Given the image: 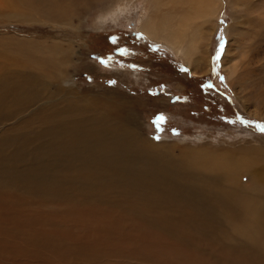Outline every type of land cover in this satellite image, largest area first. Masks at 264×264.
<instances>
[{
    "label": "bare ground",
    "instance_id": "1",
    "mask_svg": "<svg viewBox=\"0 0 264 264\" xmlns=\"http://www.w3.org/2000/svg\"><path fill=\"white\" fill-rule=\"evenodd\" d=\"M48 1L27 0L30 8L12 0L0 1V11L18 21L66 23L74 11L68 15L72 0ZM82 1L85 8L107 5L98 17L103 19L126 8L131 0ZM147 3L149 10L140 14L139 29L173 50L195 73L207 66L211 36L222 29L219 63L244 107L264 114V63L256 68L248 64L253 61L250 52L255 43L264 39V0ZM222 13L230 15V24L221 25ZM0 51H7L16 61L13 68L0 60V115L18 117L9 132L0 135L1 187L12 183L55 197L58 221L74 227L114 226L132 217L143 227L159 225L185 239L193 229L207 240L222 233L230 241H242L246 250L244 255L234 256L232 264H264V145L228 148L198 137L199 145L187 146L177 155L175 143L171 147L159 144L145 137L134 122L128 123L119 94L85 96L75 92L72 84L59 87L56 98L50 80L62 75L66 59L59 43L6 36L0 40ZM39 97L45 101L29 111ZM8 209H0V226L6 229L40 220L43 215ZM28 235L24 233L23 239L32 240ZM39 236L46 238L47 234ZM82 244L85 249L89 246ZM17 255L8 261L3 258L4 263L35 264L38 258ZM233 255L226 252L224 256Z\"/></svg>",
    "mask_w": 264,
    "mask_h": 264
},
{
    "label": "rangeland",
    "instance_id": "2",
    "mask_svg": "<svg viewBox=\"0 0 264 264\" xmlns=\"http://www.w3.org/2000/svg\"><path fill=\"white\" fill-rule=\"evenodd\" d=\"M12 1L20 6L24 4L22 8H30L27 0ZM82 2L72 0L74 5L69 7L68 15L74 11L66 23L18 21L4 17L0 11V40L6 36L22 37L48 45L59 43L64 49L66 59L62 65V75L51 79L49 84L56 98L60 96L56 92L59 87L69 88L72 84L75 92L85 96L94 93L119 94L128 123L134 122L145 137L159 144H170L171 147L175 143L173 147L177 155L187 146L199 145L198 137L215 146L222 144L228 148L264 145V131L260 128L264 125V114H257L254 107H244L223 65L219 63L222 29H217L211 36L207 56L209 61L205 62L207 66H201L195 73L173 50L149 39L139 29L141 15L149 10L147 0H131L126 8L103 19L98 17L104 13L107 5L85 8L80 4ZM231 22L230 15L221 14V25ZM255 44L250 52L253 61L248 63L253 68L264 63V39ZM120 49L127 51L121 52ZM0 60L13 68L16 66L15 58L7 51H0ZM103 60L108 63H103ZM43 101L39 97L29 111ZM160 116L165 119L157 122ZM16 119L15 114L0 115V135L9 132ZM7 185L0 186V209L7 210L9 207L8 211H15L22 208L23 211L34 210L43 215L38 217L40 220L16 224L9 229L0 226L1 264H5L4 259L8 261L17 253L18 257L24 255L22 259L38 257L35 264H232L236 258L234 256L246 252L242 241H230L222 233L215 240H207L205 235L193 229L188 234L189 238L185 239L172 235L159 225L143 227L132 217L127 222L119 223L122 226L112 222L114 226L87 227L81 224L74 227L70 222L58 221V214H54L57 207L55 197H46L28 190V187L12 183ZM7 194H13L10 197L14 198L10 199ZM30 196L37 203L30 202ZM20 197L26 202L16 200ZM49 214L54 217L47 216ZM12 228L16 232L10 231ZM24 233H28L32 240L23 239ZM38 233L47 236L43 238ZM82 243L89 244L88 248H82ZM226 252L234 255L228 258L224 256Z\"/></svg>",
    "mask_w": 264,
    "mask_h": 264
},
{
    "label": "snow or ice",
    "instance_id": "3",
    "mask_svg": "<svg viewBox=\"0 0 264 264\" xmlns=\"http://www.w3.org/2000/svg\"><path fill=\"white\" fill-rule=\"evenodd\" d=\"M221 39H223V37H221ZM223 48V44H221V49ZM120 51L121 52H126L127 50L126 49H120ZM218 56H219V53L217 54V58H218ZM103 63H105V64H107L108 63V61L107 60H103L102 61ZM165 118L163 117V116H160L159 118H158V121L157 122H159V121H162V120H164ZM245 123H249L248 121H244ZM260 128H261V131H264V125H262V126H260Z\"/></svg>",
    "mask_w": 264,
    "mask_h": 264
}]
</instances>
